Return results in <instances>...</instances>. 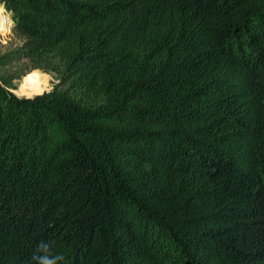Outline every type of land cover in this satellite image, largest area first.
Listing matches in <instances>:
<instances>
[{"label": "trees", "instance_id": "16d2710c", "mask_svg": "<svg viewBox=\"0 0 264 264\" xmlns=\"http://www.w3.org/2000/svg\"><path fill=\"white\" fill-rule=\"evenodd\" d=\"M0 3V264H264V0Z\"/></svg>", "mask_w": 264, "mask_h": 264}, {"label": "rangeland", "instance_id": "374dc122", "mask_svg": "<svg viewBox=\"0 0 264 264\" xmlns=\"http://www.w3.org/2000/svg\"><path fill=\"white\" fill-rule=\"evenodd\" d=\"M3 15H6L9 21L6 23L5 29L0 30V54L21 43V37L13 31L12 13L5 9ZM8 69V73L16 75L17 78H14L6 89L19 97H29L51 90L58 81L56 73L45 72L39 68H27L24 60L14 63ZM0 75H2V70H0Z\"/></svg>", "mask_w": 264, "mask_h": 264}, {"label": "clouds", "instance_id": "9594fccd", "mask_svg": "<svg viewBox=\"0 0 264 264\" xmlns=\"http://www.w3.org/2000/svg\"><path fill=\"white\" fill-rule=\"evenodd\" d=\"M5 13V7L3 4H0V14ZM39 250L43 253L42 255L34 257L37 261V264H57L58 260L63 259L61 256H53L48 253V246L41 243L39 245Z\"/></svg>", "mask_w": 264, "mask_h": 264}, {"label": "bare ground", "instance_id": "6f19581e", "mask_svg": "<svg viewBox=\"0 0 264 264\" xmlns=\"http://www.w3.org/2000/svg\"><path fill=\"white\" fill-rule=\"evenodd\" d=\"M8 21L9 18L6 15L0 14V30H3V28L6 27Z\"/></svg>", "mask_w": 264, "mask_h": 264}, {"label": "water", "instance_id": "95a60500", "mask_svg": "<svg viewBox=\"0 0 264 264\" xmlns=\"http://www.w3.org/2000/svg\"><path fill=\"white\" fill-rule=\"evenodd\" d=\"M42 93V92H41Z\"/></svg>", "mask_w": 264, "mask_h": 264}]
</instances>
